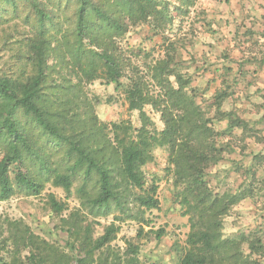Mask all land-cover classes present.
<instances>
[{
  "label": "trees",
  "instance_id": "16d2710c",
  "mask_svg": "<svg viewBox=\"0 0 264 264\" xmlns=\"http://www.w3.org/2000/svg\"><path fill=\"white\" fill-rule=\"evenodd\" d=\"M25 1L36 16L35 31L27 44L31 72L22 78L0 74V200L12 196L15 187L27 195H39L44 181L70 193L76 182L79 206L63 224L67 251L25 226L0 241V264H145L139 257V245L126 241L121 249L112 241L120 229L117 222L144 223L146 210L158 207L156 186L146 185L142 170L153 160L156 147L168 151V169L179 186L176 197L189 221L178 264H250L240 251L241 240L250 252L264 253L258 240L223 236L224 216L251 196L252 189L218 193L205 180V170L216 164L224 148H215L213 135L218 133L188 90L189 78L169 56L148 64L145 73L126 58L120 46L128 23L150 19L156 28L169 23V2L75 0L76 17L68 32L71 38L58 39L48 35L53 14L37 0ZM175 1L178 8L194 3ZM126 69L130 73L124 97L128 109L138 111L140 126L121 120L109 127L95 114L99 102L82 95L79 84L105 79L118 88ZM145 106L159 113L164 124L161 130L153 127ZM224 114L228 132L240 125L246 131V123L232 111ZM35 134L44 139L43 144ZM12 165L18 167L13 177ZM49 204L57 213L64 209L53 196ZM110 215L112 220L103 233L94 237L98 218ZM88 216L91 220L84 225ZM8 224L21 225L9 220ZM7 240L11 249L5 254Z\"/></svg>",
  "mask_w": 264,
  "mask_h": 264
},
{
  "label": "rangeland",
  "instance_id": "374dc122",
  "mask_svg": "<svg viewBox=\"0 0 264 264\" xmlns=\"http://www.w3.org/2000/svg\"><path fill=\"white\" fill-rule=\"evenodd\" d=\"M167 1L172 16L169 23L158 28L150 19L128 23L120 46L126 58L145 73L148 64L169 56L189 78L188 90H192L197 104L212 119L213 130L218 133L213 135L214 146L224 148L216 164L205 170V180L218 193L252 189L251 196L233 205L224 216L223 236L237 239L243 236L264 246V0H194L183 8H178L175 0ZM37 2L53 14L54 25L48 35L71 38L68 32L76 17L75 0ZM28 3L0 0V74L22 78L31 72L27 44L35 31L36 16ZM50 60L54 61L52 57ZM129 73L126 69L118 88L105 79L79 84L82 95L99 102L94 106L95 114L109 127L121 120L130 121L133 127L140 126L138 111L129 110L124 97ZM72 79L76 81L75 77ZM144 108L153 127L161 130L164 124L159 113L150 106ZM228 111L246 123V131L240 125L228 132V118L224 114ZM34 137L44 143L42 137L37 134ZM167 158L166 147H156L153 160L142 167L146 185L156 186L158 207L146 210L144 223L131 219L117 222L120 229L112 241V245L121 249L126 241L139 245V257L145 264H178L189 232L188 216L176 197L179 186L174 183ZM17 169L15 165L10 167L11 177ZM76 185L73 183L68 193L51 181H44L41 193L36 196L15 187L12 196L0 200V241L27 226L36 236L67 251L68 234L63 224L79 206ZM50 196L64 205L60 213L51 209ZM8 220L21 225H9ZM89 220L88 216L83 224ZM98 220L100 225L94 224V237L103 233L112 216ZM241 241L240 251L251 260L250 264H264V253L250 252L248 244ZM10 249L7 240L5 254Z\"/></svg>",
  "mask_w": 264,
  "mask_h": 264
}]
</instances>
